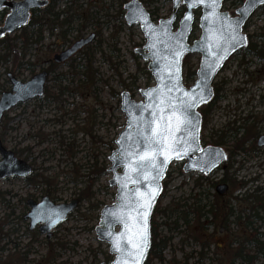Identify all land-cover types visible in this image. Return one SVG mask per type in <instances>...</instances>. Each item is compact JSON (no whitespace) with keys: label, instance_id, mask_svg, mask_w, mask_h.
Returning a JSON list of instances; mask_svg holds the SVG:
<instances>
[{"label":"rangeland","instance_id":"obj_1","mask_svg":"<svg viewBox=\"0 0 264 264\" xmlns=\"http://www.w3.org/2000/svg\"><path fill=\"white\" fill-rule=\"evenodd\" d=\"M127 1L129 0H96L95 2L65 0L59 3L54 11H65L72 16L87 11V14L91 13L94 16L74 19L72 23L74 29L66 35L65 39L60 37L59 27L52 31V26L46 22L42 27L39 41H37L36 27L24 25L10 34L8 45L14 48V51L5 61L0 60V95L10 89L8 72L21 81H27L41 70H48L49 77L45 86L53 92L52 78L67 70V64L55 63V66L49 67L53 55L66 49L76 40L91 34L94 37L89 46L93 50L94 47L99 46L94 50L91 58L98 82L93 89L83 87L78 91L90 95V91L93 90V94L97 97L94 99L93 96L88 100L90 108L78 115L75 114L74 106L81 103V98L73 90L75 96L64 95L61 100L45 102L36 98L17 105L7 113L5 124L2 127L0 125V140L3 145L12 151L15 147L30 146L35 159L33 163L31 160L27 161L34 168L32 175L43 174L49 181V184L40 185L34 181L36 177L33 176L30 182L18 177L0 182V193H4L3 200L8 202V207H5L0 199V264H6V256H9L10 248L14 243L27 244L31 237H34L37 242L33 244L28 259L40 260L46 253V237L37 229L30 231L28 220L24 219V214L28 211L26 200L31 198L39 201L44 195H48L56 203L77 200L76 208L69 213L64 222L53 229L51 236V242L62 244L63 258L68 259L71 264H105L104 256L109 254L108 244L98 240L95 226L99 222L100 209L104 205L111 204L115 199V187L108 183L112 173L107 170L110 165L108 161L110 153L106 150V146L113 137L116 138L125 124V116L120 110L119 94L127 90L135 101H139L142 99L139 89L154 84L147 70V62L134 52L145 43V38L139 24L127 25L124 21L123 4ZM140 1L155 23L159 19L168 17L171 12L172 0ZM242 2L225 0L222 9L231 15L235 14V10ZM182 8L184 9L183 5L179 6L178 10ZM7 11L5 9L6 13ZM95 12L97 15H94ZM199 14L200 10L196 9L189 40L197 38L200 34ZM180 16L177 11V20ZM3 19L4 17L0 15V24ZM61 19L60 17L59 20ZM23 29L28 37L22 36ZM244 32L252 34L257 44L264 45V11L262 9H257L251 15L246 22ZM84 50L79 49L72 59L81 60L83 63ZM23 53L25 57L21 60L20 56ZM1 54L3 51L0 49ZM199 58L198 53L188 54L187 66L197 68ZM25 60L33 62V72L24 67H18L19 62L22 63ZM185 71L184 66L182 76ZM75 78L80 80L81 76ZM133 82L136 88L126 87V84L131 85ZM183 83L188 87L193 81L186 82L183 79ZM212 84L214 88L219 89L221 98L215 102L209 112L202 135L209 142L212 133L218 132L226 125L243 127L237 138L243 136L244 151L236 153L231 159L228 157L227 161L231 163L228 175L235 184L232 186L229 181L225 182L229 186L228 190L225 194L219 195L221 199L218 200L215 185L212 183L222 177L223 165L213 172L210 181H204L199 180L201 176L199 172H184L182 169L184 161H173L168 167L169 174L165 178L166 185L163 187V194L158 200V205L163 207L168 203L179 202L186 207H192L191 204L198 198L196 194L199 191L202 192L201 204H206L207 207L208 204L223 206L224 203L229 202L233 215L228 217L230 222L228 235L224 228H219L218 234L211 237L213 241L209 247L210 256L213 253L214 258L222 256L225 261H229L225 259L227 255L224 249L216 246L225 245L231 241L233 235L241 238L247 231L252 238L259 237L264 242V211L262 210L264 208V147H256L257 153L253 149L256 146L257 136L264 134V99L261 97L264 95V59H258L254 54L243 55L237 52L224 64ZM73 86L75 87L76 84ZM73 118H76V126L73 124ZM60 128L65 131L61 134H65L66 138L69 137L67 140L69 144L65 147L60 146L54 133ZM254 132L257 134L255 138L251 136ZM113 147H115L114 143ZM20 158L24 159L23 156ZM72 165L73 170H71ZM197 180L201 183V188L193 187ZM79 194L80 196L83 194L82 200ZM97 204L99 209H96ZM189 210L192 212V208ZM255 213H258L261 218L253 216ZM189 218V226L184 225L168 233L173 238L164 252L165 261L160 263L153 260L150 264H169L168 260L173 249H175L176 258H180L183 251L199 249L197 244L206 237L199 224H209V221H214V218L207 214L199 219L195 213H191ZM157 219L161 221L163 217L159 215ZM248 219L251 223L245 226L244 223ZM208 228L205 234H210L213 226L210 225ZM160 230L162 234L167 233L163 226ZM194 238L198 239L197 242ZM181 239H184V246L179 244ZM196 258L197 255H194L189 262L195 261ZM207 262L209 261H204V264Z\"/></svg>","mask_w":264,"mask_h":264},{"label":"water","instance_id":"obj_2","mask_svg":"<svg viewBox=\"0 0 264 264\" xmlns=\"http://www.w3.org/2000/svg\"><path fill=\"white\" fill-rule=\"evenodd\" d=\"M223 1L218 0L213 7V0H172L170 15L159 19L157 23L151 20L149 12L140 0H129L123 5L126 24L138 23L140 25L145 44L134 51L144 61H147V70L155 84L139 89V94L142 97V100L139 101L131 98L127 90L120 93V110L125 116V125L114 140L115 148L108 156L110 165L107 168L112 173L108 183L115 187V199L111 204L104 205L100 209L99 222L95 226L98 240L108 244V253L112 255L108 264H116L117 260L121 259L120 254L113 249L114 242L119 245L121 242L126 243L127 241V237L121 238L120 236L125 231L120 216L127 212L126 208L121 207L125 203L121 198L122 192L127 196L137 190L139 193L150 190V180H145L144 176L151 177L155 173L151 170H141L140 175H137L132 169L137 168L140 162L138 157L145 150L143 139L147 132L144 122L152 120L153 111L157 106L163 107L160 103L161 100L167 96L171 98L173 104L179 105L181 100L189 98L184 96L185 92L189 93V96L204 97L203 102L197 100L195 107L189 109L188 112L189 119L196 126L189 128V133H195V140H191L189 133H176L177 136L184 135L185 139L189 141V146L181 149L179 159L173 156L167 164L162 165L163 172L158 179L159 191L148 216V248L150 244V215L160 197L162 181L171 162L184 161L182 166L184 172L198 171L208 175L227 158V152L222 146L201 145V114L198 108L212 99L214 95L212 83L226 60L238 49L246 46L247 35L243 32V25L255 10L264 5V0H244L242 5L235 10V15L222 10ZM46 2L47 0H0V9H8L3 24L0 26V36L19 29L27 22L31 10L43 7ZM181 5L184 6V12L177 22V27L173 28L177 10ZM196 9L200 10L198 17L200 34L197 38L189 41ZM188 16H191V19H186ZM232 35L246 37V42H241L239 46L233 48L230 46ZM93 37L94 35L91 34L76 40L70 47L53 55V61L64 62L90 43ZM177 52L180 53L179 56H177ZM191 53H198L200 58L195 79L187 87L183 83L182 60L186 54ZM221 56L224 58L220 59ZM47 77V71L41 70L27 81H21L8 72L10 89L0 95V124L4 114L12 108L42 97ZM177 82L178 87L183 91H177L173 87ZM148 92H151L152 95H145ZM149 105L152 107H148ZM256 146L264 147V134L258 136ZM129 153H133V155L129 156ZM0 156V180L7 177L25 178L33 171L29 162L17 157L11 149L4 147L1 140ZM159 159L163 160V157ZM125 175L129 177L127 181L124 179ZM135 180H138L139 183L132 182ZM122 183L126 185L124 189L121 188ZM155 187V184H151V188ZM226 189V184L216 187L219 194L224 193ZM76 204L77 200L56 203L48 195L42 196L39 201L29 198L26 200L28 211L24 214V219L28 220L30 231L37 229L40 234L50 238L53 229L67 219L69 213L76 208ZM112 213H116V215H112ZM128 247L131 248V245ZM147 251L140 264L144 263ZM121 264H132V261L125 256L121 259Z\"/></svg>","mask_w":264,"mask_h":264},{"label":"trees","instance_id":"obj_3","mask_svg":"<svg viewBox=\"0 0 264 264\" xmlns=\"http://www.w3.org/2000/svg\"><path fill=\"white\" fill-rule=\"evenodd\" d=\"M225 1V0H224ZM243 1V0H239ZM60 2V0H49L47 4L41 8H36L31 10V15L26 26L36 27L37 33H38V40L41 39L42 35V27L44 23H49L52 27L51 30L53 31L54 28L59 27V35L61 38L65 39L66 35H68L74 28L72 27V23L74 19H79V17L74 18L72 15H64V18L59 20L60 18V12L54 11L56 5ZM224 3V2H223ZM259 9H262L264 11V5L261 6ZM183 8L178 10V13L182 15ZM154 13V12H151ZM0 15L5 16L6 12L5 9L0 10ZM89 21V20H88ZM243 29H246V24L244 25ZM22 36L27 35L25 32V29L22 31ZM261 36V35H260ZM28 37V35H27ZM252 34H247L248 42L247 45L239 49L237 52L241 53L243 55H249L254 54L258 57V59H264V45L257 44L253 40ZM264 37V34H263ZM10 39V34H4L2 37H0V49L3 51V54L0 55V60L5 61L9 55H12V52L14 51V48H10L8 43ZM99 46L94 47V50L98 49ZM83 49L84 50V57L81 60L75 61V59L70 58L72 60L69 62L68 60L65 61L63 64H67V70L66 72H60L59 74L55 75L52 79L54 82L53 92H51L52 89L49 90L48 87L45 86L44 94L39 100L41 101H55L60 99L64 95H68V97H72L75 93L79 95L81 98V103L77 106H74L76 110V115H78L80 112H83L90 108V105L88 103V100L91 98L96 99V95L93 94V90H91L90 95H87V93L84 92H78L81 90V88H89L93 89L96 87V83L98 82V79L96 77V70L92 68V55L94 53V50L91 49L89 45H86ZM25 53L21 54L20 59H24ZM187 55L183 58V67H186L185 74L183 76V79L186 82L193 81L196 74V68H191L187 66ZM49 67L55 66V63L50 61ZM53 64V65H51ZM19 68L24 67L26 70L33 72L34 64L33 62H30L28 60H25L24 62H19L18 64ZM60 65V64H58ZM17 67V68H18ZM48 71V70H47ZM49 73V72H48ZM148 73V72H147ZM80 77V80L75 77ZM135 79V78H134ZM76 84L74 87L73 85ZM125 86V85H124ZM134 87V82L131 83V85H127L126 87ZM74 87V88H71ZM136 88V87H134ZM118 95V94H116ZM75 96V95H74ZM262 99H264V95L261 96ZM221 98V95L219 94V89L217 87L214 88V96L213 98L207 103L201 105L198 110L201 114V143L202 144H213V145H222L226 146V150L228 151V157L231 159L233 156L236 155V153H240L244 151L243 145H245V142L243 141V136L241 138H237V135L239 131L243 128L242 126L237 127H230L225 126L224 128H221L218 132L215 131L212 133L209 142L206 141V138L202 135V131L205 125V122L207 120V116L209 112L211 111L213 105L216 101H218ZM47 102V103H48ZM84 107V108H82ZM82 108V109H81ZM86 108V109H85ZM73 111V110H72ZM7 118V113L4 114L1 127L5 124V120ZM73 124L74 126L77 125L76 118H73ZM247 120V119H246ZM54 133H56V139H58V142L60 146L65 147L69 144L67 141L69 137L66 138L64 130L61 128L59 130H56ZM254 138L257 136L256 132L251 134ZM229 138V139H228ZM114 137L107 143L106 150L110 153L114 147ZM231 140V141H230ZM42 143V142H40ZM39 143V144H40ZM38 144V145H39ZM253 147V146H252ZM255 153H257L258 149L256 147L253 148ZM15 154L20 157L23 156L25 160H31L33 163L35 161L32 152L31 147L26 145L22 148H13ZM48 159V157H47ZM228 161V159H227ZM226 161V162H227ZM222 163L224 166L223 175L220 178V181L222 182H230L232 186H234L235 182L231 177L228 175V170L230 169L231 163L227 162ZM94 165H96V161H94ZM75 166V165H74ZM221 166H219L217 169H220ZM74 167L72 165L71 170H73ZM34 171V168H33ZM99 173V171H98ZM169 172L166 173V178L168 177ZM33 176L36 178L34 181L40 185L42 184H49V181L43 176V174H34L27 176L24 178L27 182H30V180H33ZM68 176V175H67ZM231 179V181H230ZM73 180V178H72ZM71 180V181H72ZM199 180L209 181V176H200ZM199 180H197L194 183V188H201L202 185L199 183ZM166 179L163 181V187L166 185ZM213 184V183H212ZM242 186L244 185L241 184ZM201 191H199L196 195L198 198L195 199V201L190 206H185V204L178 203H168L166 206L160 207L158 204V201L155 203L151 216H150V245L148 248L146 259L144 260L143 264H150L151 261L156 260L160 263H163L165 261L164 252L169 247L170 242L172 241L173 236L168 233H172L173 231H176L177 229L183 227L184 225L187 227L190 224V218L189 215L191 213L197 214L198 218L201 219L202 216H205L207 214L211 215V217L214 218L213 220L209 221V224H199L201 225V230L204 233L206 237H203V241H200V244H197L199 247L198 250H191L188 252L182 253L180 258L175 257V249H173L170 255V259L168 260L169 264H204V261H209L207 264H264V242L259 239V237L252 238L250 236V233L246 231L243 237L239 238L236 235H233L231 241L226 243L225 245H217L216 247L220 249L222 247L224 249L225 254L227 255L225 259L229 261H225L222 256L218 258H214L212 255L210 256L209 247L213 240H211V237L218 234L217 230L219 228H224L225 233L227 234L229 224L228 217L233 215L232 208L228 203H224L223 206H214V204H208V207L205 206L206 204H201ZM163 194V191L161 193V196ZM83 195V194H82ZM80 196V200L84 198V196ZM195 195V194H194ZM248 195V194H247ZM206 196V195H204ZM0 199L1 202L5 205V207H8V202L4 201V193H0ZM218 200L221 199V197H216ZM221 205V204H220ZM207 207V208H206ZM262 207V205H261ZM99 204L96 205V209H99ZM192 208V212L189 210ZM264 211V208L262 209ZM8 216L10 214H7ZM162 216L163 220L158 221L157 217ZM256 218H261L258 213L253 214ZM250 218V217H248ZM218 219V220H217ZM181 221V222H180ZM181 224H180V223ZM251 223V220L248 219L244 224L245 226H248ZM212 225L213 229L211 230L210 234H205V232L209 229L208 227ZM165 227V230L167 231L166 234L161 233V227ZM228 235V234H227ZM262 235V234H257ZM197 238H194V241L197 242ZM37 240L34 237H31L29 239V242L27 244H20L14 243V245L10 248L11 252L9 256H6V264H71V262L68 259L63 258V253L61 252V248L63 247L61 243L58 242H51V237L46 238L45 242L47 243V251L42 256V259L40 260H34V259H28L29 253L33 249V244L36 243ZM179 244L181 246H184V239H181L179 241ZM22 245V246H21ZM183 250V248H181ZM194 255H197V258L193 262L191 259ZM112 257L109 254H105L104 261L105 264H108L111 261ZM94 264V263H93Z\"/></svg>","mask_w":264,"mask_h":264},{"label":"snow or ice","instance_id":"obj_4","mask_svg":"<svg viewBox=\"0 0 264 264\" xmlns=\"http://www.w3.org/2000/svg\"><path fill=\"white\" fill-rule=\"evenodd\" d=\"M218 0H213V7ZM191 19V16L186 17ZM241 42H246V37L231 36V47L239 46ZM177 52V56H179ZM223 59L224 57H219ZM177 91H183L177 84L173 85ZM156 91V90H153ZM171 91V89H169ZM145 95L151 96L152 93L148 92ZM184 96L189 97L186 100H181L179 105L173 104L170 97H165L161 100V106H157L153 111V118L151 121L144 122L145 131L147 135H144L145 150L139 155V164L137 168L132 169L137 175H140L141 170H151L155 174L151 177L145 175V180H150V190L148 192L139 193L138 190L135 193H129L125 196L122 192V200L125 201L121 205L122 208H126L127 212L120 216L121 223L124 224L125 231L120 234L121 238L127 237V241L121 242L119 245L114 242L113 249L117 251L121 259L125 256L132 261V264H140L143 260L149 243L148 233V216L155 196L158 194L159 185L158 179L162 175V165L174 156L179 159L181 149L189 146V141L185 139L184 135L177 136L176 133H189V128H195L192 120L188 117L189 109L195 107L197 100L203 102V96H189V93H184ZM148 107H152L149 105ZM191 140H195V133H189ZM139 146V145H137ZM132 156L133 153H129ZM163 157V160L159 158ZM119 179V178H117ZM125 181L129 179L125 175ZM133 183H139L138 180L132 181ZM151 184H155V188H151ZM126 185L121 184V188L124 189ZM116 215V213H112ZM131 245V248L128 247ZM121 259H118L116 264H121Z\"/></svg>","mask_w":264,"mask_h":264},{"label":"flooded vegetation","instance_id":"obj_5","mask_svg":"<svg viewBox=\"0 0 264 264\" xmlns=\"http://www.w3.org/2000/svg\"><path fill=\"white\" fill-rule=\"evenodd\" d=\"M49 0H47V2H48ZM96 0H92V2H95ZM62 2H65V0H60V2H58V4L56 5V7L59 5V3H62ZM69 3H71V2H69ZM55 7V8H56ZM98 11H99V9H97ZM58 12H60V17L61 18H64V15H66L67 13L65 12V11H58ZM88 12L87 11H84V12H82V13H80V14H78V15H76V16H74L75 18H77V17H79V19H81V18H86V17H94V16H92V14L90 13V14H87ZM89 15V16H88ZM94 15H97L96 14V12L94 13ZM3 144V143H2ZM255 146V145H254ZM5 147V146H4ZM255 147H257V146H255ZM7 148V147H6ZM0 159H1V156H0ZM10 178H13V177H7V178H5V179H3V180H0V182L1 181H4V180H7V179H10ZM222 182V181H221ZM218 183H220V182H218ZM227 186H228V184H227ZM229 187V186H228ZM228 190V189H227ZM6 194V193H5ZM223 194H225V192L224 193H222V194H220V195H223Z\"/></svg>","mask_w":264,"mask_h":264}]
</instances>
